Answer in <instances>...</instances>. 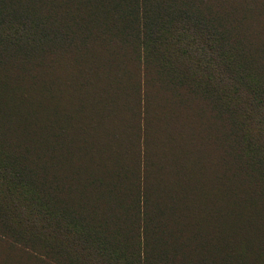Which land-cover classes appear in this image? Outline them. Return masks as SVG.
<instances>
[{"label":"rangeland","instance_id":"1","mask_svg":"<svg viewBox=\"0 0 264 264\" xmlns=\"http://www.w3.org/2000/svg\"><path fill=\"white\" fill-rule=\"evenodd\" d=\"M37 14L39 59L0 62V149L23 152L27 180L74 209L77 242L105 253L75 262L264 264L249 87L264 85V0H40Z\"/></svg>","mask_w":264,"mask_h":264},{"label":"trees","instance_id":"2","mask_svg":"<svg viewBox=\"0 0 264 264\" xmlns=\"http://www.w3.org/2000/svg\"><path fill=\"white\" fill-rule=\"evenodd\" d=\"M39 2L0 0L1 63H15L12 60L18 56L30 62H34L37 57L39 59V50L45 45L37 14ZM260 26L259 18L258 31L261 30ZM233 67L232 61L230 78ZM249 87L251 94L258 98L257 102L264 103V85L256 80L249 83ZM22 153L11 156L0 149V223L6 224L5 232L0 231V241L4 238L2 242L15 251L5 264H33L36 261V264H63L50 258L57 259L60 248L65 257L73 260L66 259V264H78L74 258L82 251L86 257L104 256L105 253L99 248L88 246L87 239L77 242L76 222L72 219L76 214H70L71 210L74 211L72 207H68L67 211L54 202V197L48 195L47 189L42 194L37 182L27 180V173L17 165L22 162ZM80 234L89 235L84 231ZM31 259L35 262H29ZM124 264L140 263L129 258Z\"/></svg>","mask_w":264,"mask_h":264}]
</instances>
